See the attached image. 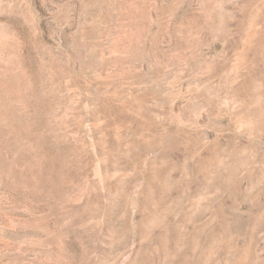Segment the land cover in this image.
<instances>
[{"label": "rangeland", "instance_id": "1", "mask_svg": "<svg viewBox=\"0 0 264 264\" xmlns=\"http://www.w3.org/2000/svg\"><path fill=\"white\" fill-rule=\"evenodd\" d=\"M0 264H264V0H0Z\"/></svg>", "mask_w": 264, "mask_h": 264}]
</instances>
